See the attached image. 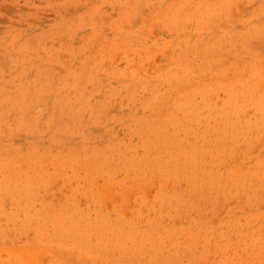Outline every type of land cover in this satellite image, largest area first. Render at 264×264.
I'll return each instance as SVG.
<instances>
[{
    "label": "rangeland",
    "instance_id": "obj_1",
    "mask_svg": "<svg viewBox=\"0 0 264 264\" xmlns=\"http://www.w3.org/2000/svg\"><path fill=\"white\" fill-rule=\"evenodd\" d=\"M56 262L264 264V0H0V264Z\"/></svg>",
    "mask_w": 264,
    "mask_h": 264
},
{
    "label": "bare ground",
    "instance_id": "obj_2",
    "mask_svg": "<svg viewBox=\"0 0 264 264\" xmlns=\"http://www.w3.org/2000/svg\"><path fill=\"white\" fill-rule=\"evenodd\" d=\"M30 161H31V160H30ZM123 193H124V192H123ZM120 197H121V196H120ZM120 197H118V198H120ZM123 197H125V196L123 195ZM109 199H110V198H109ZM15 201H16V200H15ZM29 213H30V212H29ZM59 213H60V212H59ZM133 213H134V212H133ZM65 217H66V216H65ZM31 219H32V218H31ZM66 220L68 221L69 219H66ZM70 220H71V218H70ZM134 220H135V219H134ZM54 221H55V220H54ZM89 222H90V221H89ZM134 222H135V221H134ZM34 223L37 224L36 222H34ZM83 223H84V222H83ZM54 224H56V223H54ZM62 224H63V223H61V225H62ZM69 224L71 225V223H69ZM88 224H89V223H88ZM57 225H58V224H57ZM71 226H72V225H71ZM71 226H70V227H71ZM122 226H123V225H122ZM55 227H56V226H55ZM55 227H53V228H55ZM62 227H63V226H62ZM63 228H64V227H63ZM76 228H78V227H76ZM106 228L112 229V228H110V227H106ZM136 228H137V227H136ZM35 229H36V228H35ZM57 229H58V228H57ZM119 229H120V228H119ZM122 229H125V228H122ZM36 230H37V229H36ZM97 230H98V229H97ZM101 230H102V229H101ZM104 230H105V229H104ZM61 231L64 232V229L61 230ZM99 231H100V230H99ZM58 232H59V230H58ZM95 232H96V230H95ZM112 232H113V230H112ZM195 232H196V230H195ZM35 233H36V232H35ZM60 233H61V232H60ZM97 233H98V232H97ZM101 233H102V231H101ZM104 233H105V232H104ZM108 233H109V230H108ZM134 233H135V232H134ZM98 234H99V233H98ZM140 234H141V233H140ZM188 234H189V233H188ZM68 235H69V233H68ZM76 235H77V234H76ZM76 235H75V236H76ZM84 235H85V234H84ZM84 235H83V236H84ZM104 235H105V234H104ZM123 235H124V234H123ZM123 235H122V236H123ZM194 235H195V234H194ZM36 236H37V235H36ZM83 236H82V237H83ZM92 236H93V238H95V237H94V234H93ZM115 236H116V235H115ZM124 236H125V235H124ZM134 236H135V235H134ZM134 236H133V238H134ZM159 236H160V235H159ZM78 237H80V234H79ZM78 237H77V238H78ZM98 237H99V236H97V238H98ZM136 237H137V236H136ZM136 237H135V238H136ZM138 237H139V236H138ZM185 237L187 238V236H184V238H185ZM70 238H73V237L70 236ZM86 238H87V237H86ZM93 238H92V239H93ZM105 238H106V237H105ZM133 238H132V239H133ZM159 238H160V237H159ZM163 238H164V237H163ZM166 238H167V236H166ZM170 238H171V236H170ZM170 238H169V239H170ZM192 238H193V237H192ZM67 239H68V237H67ZM74 239H75V238H74ZM82 239H83V238H82ZM84 239H85V238H84ZM107 239H109V238H106V240H107ZM115 239H116V238H115ZM115 239H114V240H115ZM117 239H118V238H117ZM128 239H129V238H128ZM86 240H87V239H86ZM93 240H94V239H93ZM101 240H102V239H101ZM104 240H105V239H104ZM109 240H110V239H109ZM112 240H113V239H111V241H112ZM119 240H120V239H119ZM125 240H126V239H125ZM134 240H135V239H134ZM134 240H133V241L131 240V241L134 242ZM173 240H174V239H173ZM108 242H109V241H108ZM120 242H121V241H120ZM120 242H118V243H120ZM123 242H124V241H123ZM136 242H137V241H136ZM161 242H162V240H161ZM173 242H174V241H173ZM180 242H181V241H180ZM63 243H67V242L63 241ZM102 243H103V242H102ZM143 243H144V242H143ZM153 243H156V242H153ZM163 243H164V242H163ZM167 243H168V242H167ZM167 243H165V244H167ZM171 243H172V242H171ZM171 243H169V244H171ZM174 243H175V242H174ZM77 244H78V243H77ZM77 244H76V245H77ZM100 244H101V243H100ZM108 244H109V243H108ZM136 244H137V243H136ZM138 244H139V243H138ZM161 244H162V243H161ZM169 244H168V245H169ZM180 244H181V243H180ZM67 245H68V244H67ZM120 245H121V244H120ZM124 245H125V243H124ZM126 245H127V243H126ZM145 245H146V244H145ZM153 245H156V244H153ZM185 245H186V244H185ZM69 246H70V244H69ZM102 246H103V245H102ZM109 246H110V245H109ZM113 246H114V248H115V245H113ZM127 246H128V245H127ZM127 246H126V247H127ZM131 246H132V245H131ZM147 246H149V245H147ZM178 246H182V245H179V244H178ZM58 247H59V246H58ZM103 247H104V246H103ZM123 247H124V246H123ZM129 247H130V246H129ZM168 247H169V246H168ZM71 248H76V247H71ZM71 248H70V250H71ZM82 248H83V247H82ZM82 248H81V250H83ZM157 248H158V246H156L155 250H156ZM160 248H161V247H160ZM162 248L164 249V247H162ZM206 248H207V247H206ZM66 249H67V248H66ZM118 249H119V248H118ZM143 249H144V247H143ZM146 249H147V248H146ZM152 249H153V248H152ZM171 249H172V248H171ZM2 250H3V248H2ZM98 250H99V249H98ZM104 250H106V249L104 248ZM108 250H109V248H108ZM116 250H117V248H116ZM119 250H122V251H123V249H119ZM119 250H118V251H119ZM148 250H149V249H148ZM167 250H168V249H167ZM29 251H30V250H29ZM38 251H39V250H38ZM78 251H79V250H78ZM95 251H96V250H95ZM109 251H110V250H109ZM152 251H153V250H152ZM1 252H2V251H1ZM79 252H80V251H79ZM105 252H106V251H105ZM105 252H104V253H105ZM112 252H113V251H112ZM114 252H115V250H114ZM116 252H117V251H116ZM120 252H121V251H120ZM153 252H154V251H153ZM82 253H83V252H82ZM98 253H100V252L98 251ZM80 254H81V253H80ZM121 254H122V252H121ZM161 254H162V253H161ZM101 255H102V256H101ZM101 255H99V256L102 258L104 254L102 253ZM123 255H124V254H123ZM135 255H136V254H135ZM30 256H31V255H30ZM80 256H81V255H80ZM84 256H85V255H84ZM97 256H98V255H97ZM131 256H132V255H131ZM81 257H82V256H81ZM85 257L87 258V256H85ZM107 257L109 258V256H107ZM107 257H106V258H107ZM115 257H116V255H115ZM123 257H124V256H123ZM123 257H120V258H123ZM77 258H78V257H77ZM89 258H90V257H89ZM92 258H93V257H92ZM101 258H100V259H101ZM103 258H104V257H103ZM108 258H107V260L109 261V259H111V258H109V259H108ZM113 259H114V258L112 257V260H113ZM31 260H32V259H31ZM97 260H99V258H98ZM122 260H124V259H122ZM138 260H139V258H138ZM161 260H162V259H161ZM99 261H100V260H99ZM104 261H105V260H104ZM120 261H121V260H120ZM156 261H157V260H156ZM111 262H112V261H111ZM118 262H119V261H118ZM146 262H147V261H146ZM56 263H57V262H56ZM59 263H60V262H59ZM108 263H109V262H108ZM170 263H171V262H170ZM8 264H9V263H8ZM57 264H58V263H57ZM143 264H144V263H143ZM149 264H151V263H149Z\"/></svg>",
    "mask_w": 264,
    "mask_h": 264
}]
</instances>
